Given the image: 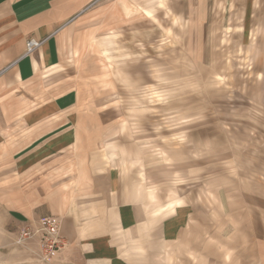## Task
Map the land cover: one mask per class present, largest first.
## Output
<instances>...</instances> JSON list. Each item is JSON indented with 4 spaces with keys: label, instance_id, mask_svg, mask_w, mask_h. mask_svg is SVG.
Returning a JSON list of instances; mask_svg holds the SVG:
<instances>
[{
    "label": "crops",
    "instance_id": "crops-1",
    "mask_svg": "<svg viewBox=\"0 0 264 264\" xmlns=\"http://www.w3.org/2000/svg\"><path fill=\"white\" fill-rule=\"evenodd\" d=\"M207 5L170 0L169 20L187 22L193 39L205 37ZM162 7L159 0H0V247L11 231L43 215L59 220L66 241L49 263L37 259L34 242L19 245L12 260L0 253V262L147 263L148 251L120 248L138 237L141 219L128 194L131 177L108 152L125 110L109 97L110 79L88 78L82 67L95 39L147 37L150 23L158 29L165 20ZM32 38L44 42L25 54ZM199 43L192 42L194 53H202ZM179 201L157 210L169 212L158 224V236L184 246L198 232L197 211ZM226 208L231 216L224 225L232 236L222 242L233 251L230 264H264V220L247 226L244 207ZM248 229L258 232L254 238L245 237ZM207 253L199 260L225 262L224 255Z\"/></svg>",
    "mask_w": 264,
    "mask_h": 264
},
{
    "label": "rangeland",
    "instance_id": "rangeland-1",
    "mask_svg": "<svg viewBox=\"0 0 264 264\" xmlns=\"http://www.w3.org/2000/svg\"><path fill=\"white\" fill-rule=\"evenodd\" d=\"M164 2L158 29L150 23L147 37L97 38L82 67L88 78H109V97L125 110L108 152L131 177L141 219L138 237L120 248L148 251L146 264H158V252L159 264H230L225 207H244L247 226L264 220V0H207L210 20L199 39L187 22L169 20ZM195 40L202 53H194ZM176 199L197 211L198 232L184 246L158 236L169 212L157 210ZM11 232L0 247L5 260L19 249ZM211 249L225 262L199 260Z\"/></svg>",
    "mask_w": 264,
    "mask_h": 264
},
{
    "label": "built area",
    "instance_id": "built-area-1",
    "mask_svg": "<svg viewBox=\"0 0 264 264\" xmlns=\"http://www.w3.org/2000/svg\"><path fill=\"white\" fill-rule=\"evenodd\" d=\"M43 39H28L25 43V54H30L39 48ZM34 242L37 247L36 257L41 262L49 263L57 252L66 246V241L60 234V222L55 216H40L34 223L23 226L17 233L14 243L25 246Z\"/></svg>",
    "mask_w": 264,
    "mask_h": 264
}]
</instances>
